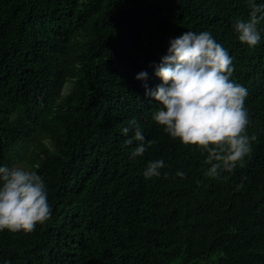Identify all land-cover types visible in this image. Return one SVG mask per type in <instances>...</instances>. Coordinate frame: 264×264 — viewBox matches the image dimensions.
Segmentation results:
<instances>
[{
  "label": "trees",
  "instance_id": "obj_1",
  "mask_svg": "<svg viewBox=\"0 0 264 264\" xmlns=\"http://www.w3.org/2000/svg\"><path fill=\"white\" fill-rule=\"evenodd\" d=\"M250 11L249 0H0V166L26 152L52 209L31 233L0 231V264H264V20L254 48L234 30ZM186 31L209 32L248 93L251 153L216 178L207 153L153 119L156 70ZM156 160L161 175L145 178Z\"/></svg>",
  "mask_w": 264,
  "mask_h": 264
},
{
  "label": "clouds",
  "instance_id": "obj_2",
  "mask_svg": "<svg viewBox=\"0 0 264 264\" xmlns=\"http://www.w3.org/2000/svg\"><path fill=\"white\" fill-rule=\"evenodd\" d=\"M249 7L248 20L236 21L234 30L240 42L254 48L260 42L257 26L264 20V4L249 0ZM233 71L232 58L209 32L186 31L170 41L168 54L156 70L163 83L149 93L160 104L154 121L171 138L207 153L205 163L210 167L206 174L213 178L220 170L232 172L242 164L251 153L250 141L255 139L246 134L247 89L231 79ZM146 78V72L136 77ZM130 124L135 127V140L141 142L133 156H143L145 137L135 119ZM128 131L122 129L125 135ZM152 143L148 141L147 147ZM163 167V160L150 161L145 178L159 177ZM176 175L185 176L179 171ZM51 211L45 183L37 172L19 165L0 166V231L31 233L50 218Z\"/></svg>",
  "mask_w": 264,
  "mask_h": 264
},
{
  "label": "rangeland",
  "instance_id": "obj_3",
  "mask_svg": "<svg viewBox=\"0 0 264 264\" xmlns=\"http://www.w3.org/2000/svg\"><path fill=\"white\" fill-rule=\"evenodd\" d=\"M34 142H36V140ZM30 149H36V144H34L32 142L29 145V150ZM14 165H19V166L23 167L24 169H28L29 168V165H28V162H27V154H26V152L23 154V158H22L21 162L18 163V164H14Z\"/></svg>",
  "mask_w": 264,
  "mask_h": 264
}]
</instances>
